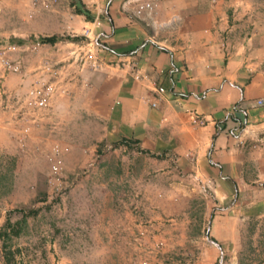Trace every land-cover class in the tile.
Returning <instances> with one entry per match:
<instances>
[{
    "label": "crops",
    "instance_id": "0c3cea01",
    "mask_svg": "<svg viewBox=\"0 0 264 264\" xmlns=\"http://www.w3.org/2000/svg\"><path fill=\"white\" fill-rule=\"evenodd\" d=\"M121 1L0 0V48L15 46L7 55L20 67L0 64V153L28 157L53 135L76 144L78 134L90 152L135 147L166 167L168 196L148 197L143 236L166 253L146 257L113 187L114 223L89 233L120 249L107 264H175L173 249L187 242L201 247L190 264H264L239 251L246 226L264 218V0H158L134 19ZM50 81L49 106L24 117L17 100ZM198 197L205 222L191 233L178 214Z\"/></svg>",
    "mask_w": 264,
    "mask_h": 264
},
{
    "label": "rangeland",
    "instance_id": "374dc122",
    "mask_svg": "<svg viewBox=\"0 0 264 264\" xmlns=\"http://www.w3.org/2000/svg\"><path fill=\"white\" fill-rule=\"evenodd\" d=\"M63 136H51L48 144L28 157L21 150L0 153V228L7 216L12 222L20 221L21 227L19 235H11L6 240L0 238V264L4 259H17V264H50L48 259H69V264H107V259L119 258L113 254L120 249L97 247L89 233L97 231L100 236V230L114 223L107 216L114 201L107 199L109 190L112 192L115 187L114 191H124L127 199L117 203L123 202L133 225L147 221L144 206L149 198L168 196L165 192L168 178L164 174L167 169L150 154L124 146L111 149L106 146L97 153L90 152L78 134L76 144L67 142ZM65 146L69 149L64 150ZM53 147L60 149L59 181L52 180L48 158ZM204 209L205 200L198 197L188 200L184 213L178 214L181 219H189L187 226L191 233L196 232L199 222H205ZM175 217L170 214L164 218L171 219L166 220L171 223ZM246 227L243 247L239 250L242 259H251V262L264 259V218L253 220ZM136 238L146 257L166 253L162 252L164 245L158 242L144 247L138 231ZM195 245L192 248L187 242L177 246L171 259L175 264H190V255L200 252L201 247ZM227 258L225 255L224 259Z\"/></svg>",
    "mask_w": 264,
    "mask_h": 264
},
{
    "label": "built area",
    "instance_id": "2783aa9c",
    "mask_svg": "<svg viewBox=\"0 0 264 264\" xmlns=\"http://www.w3.org/2000/svg\"><path fill=\"white\" fill-rule=\"evenodd\" d=\"M158 0H122L120 4L121 11L130 19L140 18L145 13H151L154 6ZM38 44V43H37ZM16 49L13 45H3L0 48V64L7 70L16 72L20 69L18 63L13 62L7 55L8 52L14 51ZM86 59H91V64L93 67H97L98 63L91 54L86 55ZM163 87H158V91L162 92ZM56 91L55 83L45 82L41 85L31 88L27 94L22 98L17 100L18 106L20 107V112L24 117L29 114L35 113L38 110L47 108L51 102V99ZM4 91L0 85V97L3 95ZM60 149L58 147H53L48 155L50 161L51 174L53 176L52 180H60ZM149 221L143 222L138 230L139 237H143L149 227Z\"/></svg>",
    "mask_w": 264,
    "mask_h": 264
},
{
    "label": "trees",
    "instance_id": "16d2710c",
    "mask_svg": "<svg viewBox=\"0 0 264 264\" xmlns=\"http://www.w3.org/2000/svg\"><path fill=\"white\" fill-rule=\"evenodd\" d=\"M76 38L77 37H73V39H76ZM55 39H56V37H43V38H41V41H54ZM22 221L25 222V219H23ZM19 223H20V221L12 222L10 220V218L7 216L3 226L0 228V238L3 240H6L11 235H13V236L19 235L20 230H21ZM3 248H5V244H3ZM4 260L6 263H10V262L14 263V261H15V259H4Z\"/></svg>",
    "mask_w": 264,
    "mask_h": 264
}]
</instances>
